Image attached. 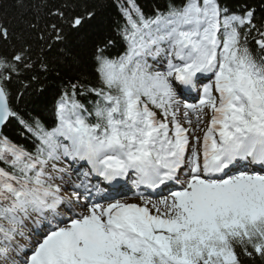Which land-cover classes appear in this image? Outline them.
<instances>
[{"label": "trees", "instance_id": "16d2710c", "mask_svg": "<svg viewBox=\"0 0 264 264\" xmlns=\"http://www.w3.org/2000/svg\"><path fill=\"white\" fill-rule=\"evenodd\" d=\"M118 1L0 0V74L9 78L4 87L10 106L23 123L22 116L32 117L31 122L26 121L34 126L47 123L60 91L73 88L76 92L80 87L88 95L92 89L112 92L113 86L104 84L101 70L112 57L108 43L117 46L116 32L128 33L139 23L136 15L144 19L155 8L171 9L182 0H132L135 6L127 9L116 5ZM224 1L234 12L252 9L253 28L240 29L244 36L240 49L245 50L241 56L248 57L255 47L254 38L264 40V0ZM78 18L79 24L73 27ZM23 134L28 137L13 121L3 130L0 158L10 166L16 165L17 152L26 146ZM219 247L205 264H264V220L226 238V244ZM223 255L231 263H222Z\"/></svg>", "mask_w": 264, "mask_h": 264}, {"label": "rangeland", "instance_id": "374dc122", "mask_svg": "<svg viewBox=\"0 0 264 264\" xmlns=\"http://www.w3.org/2000/svg\"><path fill=\"white\" fill-rule=\"evenodd\" d=\"M197 1L199 0H187L184 6L189 7V10H194V8H201L204 10H209L210 19H213V24L216 26V10L214 8V3L212 0H200L199 5H197ZM190 15L186 14L188 18ZM190 21L193 19H189ZM246 21L243 20L242 23ZM222 56V54H220ZM233 69L230 71L232 72ZM224 75V74H223ZM229 79L235 80L231 78V73H229ZM130 92L127 94L130 96ZM59 104V103H58ZM56 108H61L62 111L65 110L66 106L59 104ZM132 108V105L131 107ZM200 117V115H197ZM256 199H252L253 203L245 202L244 205H240L236 208L231 207L230 209H217L216 212L212 214H205L200 216V214L193 210H190V206L188 208H180L177 205V202L172 201L169 197H163L156 200H142L135 202V205L142 206L145 208L149 213L148 215L153 216L156 223L160 225L158 229L165 230V231H178L183 230L188 225L189 226H196L197 224H203L202 227L208 225V223H213L214 219H218L221 224L224 225H231V226H238L240 228L243 225V220L247 222L255 221L261 216H264V195L261 196V200L255 202ZM250 205V206H249ZM225 208V207H224ZM233 208V209H232ZM188 229V228H187ZM193 231H189V233H185L183 235L189 236L190 233ZM83 235V234H82ZM134 232L131 231L130 237L132 238L129 245L124 249H117L118 252L115 251L111 258L108 257V252H105L103 248L94 247L93 243H90V247H83L77 245H69L74 251V255L69 257L71 259V264H103L112 261L111 259L118 258H126V254H123L122 251H127L130 248L138 247L139 239L134 236ZM160 235V236H158ZM163 234H155L153 239L156 244H159L160 239L162 238ZM94 239V238H93ZM95 240V239H94ZM117 254V255H116ZM83 255V259L81 258ZM89 255V257H87ZM64 259H68V257H64Z\"/></svg>", "mask_w": 264, "mask_h": 264}, {"label": "bare ground", "instance_id": "6f19581e", "mask_svg": "<svg viewBox=\"0 0 264 264\" xmlns=\"http://www.w3.org/2000/svg\"><path fill=\"white\" fill-rule=\"evenodd\" d=\"M202 41H204V39L201 40L199 44H202ZM197 182L200 181L195 180L189 188L192 189L196 186ZM199 185L201 186L193 190V193L196 195H192L189 191H187L182 194L184 195V199L181 195L174 196L173 199L179 203L181 208H188L191 206L192 208L190 210L194 209L198 213L202 214L204 212H216L217 209H223L224 207L225 209H230L235 205V203L237 204L238 200L239 203L246 201L250 202L253 197H255L256 200H260L262 194H264V179L260 178H246L243 185L232 186V191L225 190V192L222 185L212 181L207 183L202 182V184L200 183ZM186 189H188V187ZM227 193H232V196L227 195ZM256 200L255 202H257ZM252 203L253 201L251 204ZM78 230L79 229H76V231ZM56 245L58 248V244ZM50 251L54 254L56 247H52Z\"/></svg>", "mask_w": 264, "mask_h": 264}, {"label": "water", "instance_id": "95a60500", "mask_svg": "<svg viewBox=\"0 0 264 264\" xmlns=\"http://www.w3.org/2000/svg\"><path fill=\"white\" fill-rule=\"evenodd\" d=\"M4 33V32H3ZM9 117V108L6 103V97L0 88V129Z\"/></svg>", "mask_w": 264, "mask_h": 264}]
</instances>
